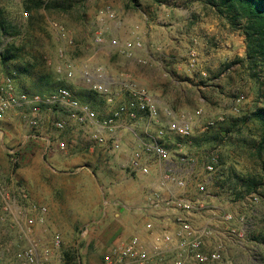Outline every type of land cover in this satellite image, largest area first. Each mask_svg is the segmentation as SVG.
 I'll list each match as a JSON object with an SVG mask.
<instances>
[{
	"label": "rangeland",
	"instance_id": "rangeland-1",
	"mask_svg": "<svg viewBox=\"0 0 264 264\" xmlns=\"http://www.w3.org/2000/svg\"><path fill=\"white\" fill-rule=\"evenodd\" d=\"M28 1L0 0V11L11 33L2 39L1 46L13 44L15 47H23V57L27 62L30 58L27 52L37 50L45 62L44 74H51L55 78L54 83L70 87L80 102L89 99L83 101L78 97L81 89L85 88L80 80L66 81L54 72V56L60 44L78 66L100 65L119 74L122 79L134 78L140 84L142 81L150 89L160 85L164 93H167L166 97H170L172 104L184 106L186 111L190 112L183 114H186L196 127L192 138L199 143L205 137L210 141L214 140L209 144L202 143L199 148L191 147L186 139L178 137H171L168 142L176 148L183 146L181 153L186 154L188 158L196 159L195 175L207 180L206 191L209 195L218 197L221 204L224 202L228 204L226 210L234 213L237 228L241 227L243 230L240 231L243 234L242 240L236 238L237 242L229 249L227 259H223L220 264H264V187H260L256 194L246 195L243 199L236 198V194L241 192L239 177L259 174L257 158L241 143L242 139H256L259 127L251 121L247 125L231 126L228 134L221 129L222 125L227 127L225 119L231 122V119L249 115L255 108H264V66L251 67L246 62L242 31L231 26L224 16H219L206 0H168L167 4L139 0L140 7H135L129 0H40L43 6L51 8L40 9L31 19L30 14L24 10V5ZM56 5H60V8ZM105 6H110L116 13L115 21L119 22L122 31V35L118 34L120 39L128 37L134 26H144L143 48L137 52V56L145 61L144 64L125 57L119 51L110 48L107 42L102 45L95 42L96 16ZM53 23L63 27L62 39H57ZM151 30L156 31L157 35L166 41L167 47H172L171 61L179 65L181 70L170 68L167 72L161 66L158 67L159 70H153L155 68L148 58L151 50L155 48L150 40ZM108 39L107 36L106 40ZM190 49H195L199 54L200 62L195 70L186 65V56ZM207 61H212L213 65H208ZM4 71L0 65V73ZM201 72L205 75H201ZM26 83L29 84L28 81ZM146 85L143 86L145 89ZM197 88L202 99L195 95ZM90 104L97 114L106 111L103 101L97 100ZM207 121H213L214 125L204 128ZM49 127L51 130L48 129L47 133L42 134L37 129L25 133L22 130L16 135L12 132L0 135L2 144L0 156L7 158V148H19V162L16 165H10L6 159L5 169L0 163L6 178L13 176L11 179H16L23 185L28 182L33 192L39 193L35 187L39 176V164L51 163L52 160L55 161L54 167L58 169V173L72 174L74 171L83 175L91 173L95 177L94 185L105 187L101 179L102 174L110 173L112 170L102 169L104 171L102 173L99 166L90 164L91 147L88 149L83 147L82 152L74 153L66 146L64 150L56 149L54 153L43 154L45 142L42 136L54 133L52 125ZM29 132L32 137L24 139ZM223 137L225 140H222ZM212 155L217 158V168L215 173L208 175L204 166ZM171 168L175 169L176 166L171 165ZM108 194L110 201H114L115 193ZM221 194H226L228 198H221ZM106 197L108 195L102 198L101 195L95 194L92 198L95 208L98 209L95 220L102 216L104 208L102 201L107 200ZM76 226L81 228L82 223ZM79 233V230L74 231L73 238L66 244L63 242L62 251L76 249L80 264H102L98 254L99 248L86 245L85 241L79 239ZM24 243L25 241L17 237L15 229L0 223V264L1 260L10 262L14 249L23 246ZM16 245L17 247H14ZM1 254L4 259H1ZM88 255L93 257V261L87 259Z\"/></svg>",
	"mask_w": 264,
	"mask_h": 264
},
{
	"label": "built area",
	"instance_id": "built-area-1",
	"mask_svg": "<svg viewBox=\"0 0 264 264\" xmlns=\"http://www.w3.org/2000/svg\"><path fill=\"white\" fill-rule=\"evenodd\" d=\"M116 13L110 6H105L98 13V24L94 28L95 42L99 45L107 42L108 46L122 53L125 57L134 59L138 63H145L137 52L143 48L142 33L138 26H134L128 37L119 39L110 36L106 40L108 22L115 21ZM57 39H62L64 29L58 23H53ZM107 28V29H106ZM199 54L195 49H190L186 56V65L195 70L199 65ZM50 64V62H49ZM53 69L55 74L66 81L78 79L83 86L103 98L109 106V113L103 119H98L97 113L90 105L80 102L69 88H59L49 94L30 93L20 88L17 81L10 75L0 74V122L12 121L15 112L30 129L37 130L40 115L46 111L69 113L70 119L79 121L89 132L97 144H105V139L100 136L94 127L105 129L112 137L109 147L114 152H119L122 145L116 137L117 131L125 129L138 142V148L131 151L128 169L133 174L148 176L150 174L149 162L160 165V180L171 183L173 190H168L167 196L159 192H152L145 204L144 215L147 220L142 233L134 234L128 240L120 241L109 248L103 255V264H217L221 261L220 248L206 252L203 250L204 239L211 236L210 227H197L193 223L192 215L203 208L209 193L206 191L207 180L194 175L196 159L188 158L179 151L178 160H173L171 149L166 146L164 139L178 137L190 139L193 136V124L190 118L181 113H166L170 120L165 127L159 128L156 133L146 130L145 137H139L136 124L145 121L146 129L157 121L159 113L157 106L140 89L134 81L124 79L119 83L120 91L129 94V100L113 107L116 95L112 92L115 87V78L109 71L100 65L78 66L69 57L65 48L60 44L55 52ZM201 75H205L201 72ZM66 110V111H65ZM200 113V112H199ZM198 113V114H199ZM126 116V126H119L122 117ZM121 124V123H120ZM214 125L207 121L204 128ZM56 131H63L66 120L59 118L54 121ZM43 137V136H42ZM48 145L50 140L47 139ZM58 149L64 150V142H58ZM10 162L16 165L19 162V149L8 151ZM168 165V166H165ZM171 165L176 168L172 169ZM217 165L216 156H211L204 166L208 175L215 173ZM177 172V173H176ZM3 171L0 167V223L7 224L15 229L17 237L25 241L24 245L15 248L14 259L16 264H49L51 249L45 247L35 235L37 226L45 225L48 217L46 206L39 205L30 199L26 189L15 179L5 182L2 178ZM200 176V175H199ZM194 178V179H193ZM255 199V198H254ZM163 211L166 217H158L157 213ZM231 213H223L220 221L225 223V237L232 244L236 238L242 240L243 234L230 227L234 221ZM243 218H240L242 220ZM48 230L45 228L44 233ZM52 247L61 249L59 233L51 234Z\"/></svg>",
	"mask_w": 264,
	"mask_h": 264
},
{
	"label": "crops",
	"instance_id": "crops-1",
	"mask_svg": "<svg viewBox=\"0 0 264 264\" xmlns=\"http://www.w3.org/2000/svg\"><path fill=\"white\" fill-rule=\"evenodd\" d=\"M103 8L104 7L101 9ZM96 19L98 22V14ZM119 26V22H108L106 26L108 28V38H110V36H117L119 38L118 34L122 35ZM138 27L142 33L143 42L145 28L144 26L142 27L139 25ZM150 36V40H152L151 42L155 47L148 55L151 64H153V68H155L153 70H159V66L167 72H169L170 68L176 71L181 70L179 65L171 61L170 54H172V52L170 53V49L172 47H167V45H165L166 41L157 35L156 31L151 30ZM175 56L180 57L181 55ZM239 56H241V54ZM207 62L208 65H213L212 61ZM205 64L207 65V63ZM108 71L115 78L114 81L116 82L115 87L112 88V92L116 95L113 107L121 103H126L129 100V94L120 91L119 88V83L125 78L122 79L119 77V74L113 73L110 70ZM131 72L136 76V73L133 70H131ZM131 81H134L137 86L144 90L147 96L155 102L159 113L157 121L152 122L147 129V123H145L144 120L137 123L136 131L139 137L144 138L146 130L150 133H156L159 128L165 127L166 123L170 120L166 113H174L173 115L175 116L180 113H190L189 111H186L184 106L172 104L170 97H166L167 93H164L160 85L150 89V87L142 81L141 84L134 78L131 79ZM142 84L146 85L147 88L145 89ZM181 92H183V90H181ZM195 95H198L199 99H202L198 88L195 91ZM104 104L106 111L97 114L98 119H103L109 113V106L106 105V103ZM49 112L52 111H44L39 119L38 130L41 134L47 133L48 129L51 130L49 127L50 125H52V129L54 130V133H51L49 136L42 137V140L45 142L43 154L54 153V150L58 149V142H64L65 147L67 146V148L71 149L74 153L82 152L83 147L87 149L88 147H91L89 149L90 164L99 166L102 173L104 172L102 169H110L112 171L110 172L111 174H102L101 179L104 181L105 187L103 185L97 187L96 184L94 185L95 177L91 173H84V175L77 171H74L72 174L58 173V169L54 167L55 161L52 160L51 163L43 162V164H39V176H37L35 185L39 193L33 192L30 183L27 182L23 185L18 182L26 189L33 202L46 206L48 209L47 221L45 225L36 227L35 235L42 241L45 247L51 249L49 264H63L61 257L63 242L65 244L69 242V239L73 238V232L79 230L80 233L78 236L80 240L85 241L88 246L92 245L99 248V259L103 264V255L109 248L118 244L120 241L128 240L134 234L142 233L143 226L147 220V216L144 215V212H147L144 206L147 202L148 196L152 192H159L162 196H167L168 193H170L168 190H173V186L171 183H163L162 180H160V165L152 160L149 162L150 174L148 176L133 174L129 171L127 167L131 158V151L137 149L139 146L136 139L130 133H127L125 129L122 128L116 133L117 139L121 142L122 149L119 152H114L109 147L110 138L112 136L105 129L94 127V130L105 139L106 143L100 145L92 139L84 125H81L79 121L68 117L69 113ZM197 113H199V111H197ZM14 114L15 116L12 121L0 122V135L3 136L11 132L16 135L20 134L22 130L24 133L32 131L30 127L20 120L18 112H15ZM59 118L66 120V127L61 132L56 131L53 127L54 121ZM126 121L127 117L123 116L119 126H126ZM195 128L196 127L193 125V131ZM28 137H32L31 132H29L24 139ZM170 138L164 139L163 141L166 143V146L171 149L173 160L177 161L179 151H177L174 145L169 144L168 141ZM47 139L50 140L49 145ZM0 146H2L1 143ZM181 147L183 146H180V148ZM15 149L19 148H7V158H4L3 155L0 156V163L3 168L6 169L7 162L12 165L10 162L11 156L8 151ZM180 150L182 152V148ZM2 171L3 180L9 182L13 176L7 179L4 175V169H2ZM106 187L109 189H106ZM109 192L115 193L116 197L114 201H110ZM95 194L101 195L102 198L103 196L108 195V197H106L107 200L103 199L102 201L104 204L103 213L101 218L97 220L94 218L96 216L95 214L98 213V209L95 208L92 200ZM221 198L224 199L228 197L224 194ZM227 207V203L224 202L221 204L218 197L215 198L212 195H209L205 199L203 208L192 215L193 223L197 225V227H210L213 230L212 235L204 239L203 250L211 252L216 248H220L222 259L217 264H220L223 259H227L229 249L234 245L225 237V223L220 221L221 215L224 212L231 213L235 219L231 222L230 227H232L234 231L236 230V232H243L241 227L237 228L235 223L236 216L233 212L226 210ZM166 214L163 211H159L157 216H162L164 219ZM79 223H82L81 228L76 226ZM45 228L48 230L47 233H44ZM52 233L60 234L62 244L61 249L59 250L52 247ZM14 247H17V245ZM1 259H4L2 254ZM87 259L93 261V257L90 255H88ZM1 262L2 264H16L14 252L10 262L8 260H1Z\"/></svg>",
	"mask_w": 264,
	"mask_h": 264
},
{
	"label": "trees",
	"instance_id": "trees-1",
	"mask_svg": "<svg viewBox=\"0 0 264 264\" xmlns=\"http://www.w3.org/2000/svg\"><path fill=\"white\" fill-rule=\"evenodd\" d=\"M150 1L154 4L168 3V0ZM129 2L135 7H140L139 0H129ZM206 2L216 10L219 16H224L231 26L242 31L246 48V62L251 67L264 66V0H206ZM56 6L60 8V5ZM42 8L48 10L51 7L47 5L43 6V2L40 0H29L24 5V10L30 14V19L34 15H37ZM10 35L6 20L0 11V65L6 71L2 72L3 74L12 76L21 89L30 93L42 95L53 93L59 88L65 87L71 89L62 83H54V77L51 74H44L45 62H43V57L37 50L27 52L30 57L29 62H27L23 57V47H15L13 44H7L2 47V39ZM24 45L26 47V44ZM27 81L29 84L26 83ZM81 90L78 94L79 99L85 101L89 98L82 103L91 105L90 103L97 100L103 101V98L99 95L85 88ZM231 120V122L230 120H224L225 123H228L226 126L229 128L223 127L225 125L221 127L225 131V134L230 133L231 126H236L237 124L247 125L251 121L259 127L256 139L241 140V143L253 152L259 164V174L256 176L239 177L238 179L241 192L236 194V198L243 199L246 195L256 194L260 187H264V108H255L249 115ZM224 138L222 140H225ZM186 141L193 148H199L202 143L209 144L214 142V140L210 141L206 137L201 143L192 137ZM61 257L63 264H80L76 249L71 248L62 251Z\"/></svg>",
	"mask_w": 264,
	"mask_h": 264
}]
</instances>
